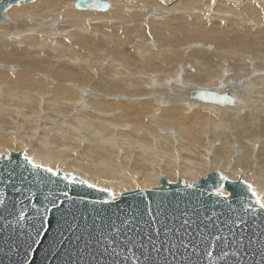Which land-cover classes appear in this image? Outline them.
I'll use <instances>...</instances> for the list:
<instances>
[{"label": "bare ground", "instance_id": "obj_1", "mask_svg": "<svg viewBox=\"0 0 264 264\" xmlns=\"http://www.w3.org/2000/svg\"><path fill=\"white\" fill-rule=\"evenodd\" d=\"M76 1L4 13L0 156L26 154L115 198L213 173L264 198V0H200L202 36L198 0H102L104 12ZM197 89L233 103L190 99Z\"/></svg>", "mask_w": 264, "mask_h": 264}, {"label": "water", "instance_id": "obj_2", "mask_svg": "<svg viewBox=\"0 0 264 264\" xmlns=\"http://www.w3.org/2000/svg\"><path fill=\"white\" fill-rule=\"evenodd\" d=\"M33 1L0 0V21L10 7ZM74 7L100 12L109 4L78 0ZM190 99L221 107L233 103L225 94L200 89L190 91ZM44 168L33 169L22 153L0 156V264H24V253L29 251L24 242L35 236L37 211L43 214L45 205L51 207L48 200L57 202L61 211L56 217L62 219L59 225L53 223L56 242L47 238L37 264H264V209L243 180L224 182L213 173L194 185L164 180L160 188L114 198L110 191L79 179L72 182L68 175H53ZM221 189L229 193L227 199L216 195ZM185 218L195 222L188 229L191 236L174 231ZM217 235L227 240L218 242ZM238 239L243 243L237 244ZM181 240L191 241L189 247ZM207 252L212 253V261Z\"/></svg>", "mask_w": 264, "mask_h": 264}, {"label": "snow or ice", "instance_id": "obj_3", "mask_svg": "<svg viewBox=\"0 0 264 264\" xmlns=\"http://www.w3.org/2000/svg\"><path fill=\"white\" fill-rule=\"evenodd\" d=\"M24 159L29 164H31L33 169H40L43 167L41 164L35 163L26 154L24 156ZM44 171L53 173V175H57V173H54L51 168H44ZM225 179H226V177H225ZM92 186L93 185H89V187H92ZM246 187L248 188L249 191H251L252 196L256 197V203L259 204L260 208L264 209V198H262L260 195H258L256 189L251 184H247ZM235 194L236 193H234V195ZM64 195L66 196L67 193L65 192ZM216 195L224 196V198L227 199V196H225V193L223 191L217 192ZM46 199H47V197H46ZM2 203L3 202L0 201V204H2ZM62 203H63V201H60V204H62ZM48 204H50L51 207H48L47 205H45V211L43 214H40L39 211H37L38 227L37 226L33 227V231L35 232V236L29 238L30 242L28 240H26L24 242L27 245V248L29 250V251L24 253V264H37L36 256L38 255L39 251L44 247V244H45V242L49 236L51 237L52 241L56 242V235L53 234V223L55 222V224H57V225L60 224L61 219H62V215L60 218H57L56 213L60 212L61 209L55 200H48ZM33 207H35V205H33ZM149 212H151V209H149ZM185 215H187V214H185ZM18 219L21 221L24 220L25 215L23 213H21L18 216ZM152 220L154 221L155 217H152ZM161 223H163V221H161ZM194 223H195L194 221H191L190 219H187V218L181 219L179 227L175 228L174 231L178 234L181 230H183L186 235L191 236L192 233L189 232L188 229L192 228ZM165 227H166V225H165ZM195 227H196V229L200 230V233L203 232V229L201 228L200 224H196ZM204 227H207V224H205ZM237 227H239V225H237ZM57 231H58V229H57ZM155 234H156V236L160 235V229L159 228H157L155 230ZM222 239L226 241L227 237L221 238L218 235L215 236V240L218 242L221 241ZM126 240L128 242H131L132 237L127 236ZM148 241L152 244L153 248L156 247L155 241L153 240L151 234L148 235ZM181 243L183 244V246L185 248H188L191 241H189L188 243H184V241L181 240ZM236 243L242 244L243 240L238 239L236 241ZM173 246H175V245H173ZM140 247H143V244H141ZM217 247H218V245H217ZM141 255H143V253H141ZM224 255L227 256V252H224ZM207 257H208L209 261L213 260V255L211 252H207ZM124 259L126 260L127 257H125ZM237 259H238V257H237Z\"/></svg>", "mask_w": 264, "mask_h": 264}, {"label": "rangeland", "instance_id": "obj_4", "mask_svg": "<svg viewBox=\"0 0 264 264\" xmlns=\"http://www.w3.org/2000/svg\"><path fill=\"white\" fill-rule=\"evenodd\" d=\"M198 2H199V5H200V7L199 8H201V6L203 7V10H202V12H201V15H202V21H200L199 22V31L198 32H195V33H197L199 36H202L204 33H205V31H206V24H207V22H206V12H205V6L201 3V1L200 0H198ZM256 3L258 4V2L256 1ZM104 12V11H103ZM126 12H130L129 10H127ZM195 13H197V12H195ZM6 14V13H5ZM210 15L211 14H209V18H207V20H208V22L209 21H211V17H210ZM163 18V17H162ZM0 22H5L4 20L3 21H0ZM114 21H111V23H113ZM188 27V26H187ZM189 28V27H188ZM190 29V28H189ZM208 37L209 38H216L217 37V35H213V34H209L208 35ZM199 45H200V47L201 48H204L205 50H207L208 52H210V53H213V52H215V50H214V48H212V43L211 42H207V43H204V42H199L198 43ZM191 47H193V46H191ZM190 47H189V51H184V52H188V53H190ZM113 57V56H112ZM227 63V61L226 60H224V61H222V65L224 66L225 64ZM250 63H251V61H250ZM184 64L183 63H176L174 66H172V67H176V76H178L179 74H182V76H181V79H179L178 81H183V78H184V76H185V70H184ZM188 69H191V67H188ZM193 70V69H192ZM224 71L225 72H227L228 74H230V75H233V72L230 70V69H228V64H226V68L224 69ZM162 186V184L160 185V187ZM98 188V187H97ZM156 188H158V187H156ZM126 192H128L127 190H126ZM119 196H121V195H119ZM115 198V197H114Z\"/></svg>", "mask_w": 264, "mask_h": 264}]
</instances>
